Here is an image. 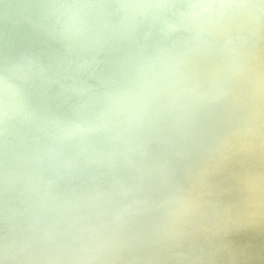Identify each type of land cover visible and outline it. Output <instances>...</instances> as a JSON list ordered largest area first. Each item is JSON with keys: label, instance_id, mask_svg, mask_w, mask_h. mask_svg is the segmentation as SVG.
Wrapping results in <instances>:
<instances>
[{"label": "bare ground", "instance_id": "bare-ground-1", "mask_svg": "<svg viewBox=\"0 0 264 264\" xmlns=\"http://www.w3.org/2000/svg\"><path fill=\"white\" fill-rule=\"evenodd\" d=\"M74 1H54L41 22L29 11L23 17L26 21L16 19L12 11H0V82L8 87L7 92L15 90L24 102L16 105L13 95L8 102L0 99L3 111L10 110L9 115L0 114V161L8 163L21 155L23 137L34 138L42 130L61 134V141H66L63 136L69 140L83 137L89 141L78 149L80 160L103 174L106 179L102 178L105 180L101 184L108 185L105 189L97 187L96 203L88 198L91 194L86 195L83 208L77 209L81 214L83 209L95 207L92 229L95 234L106 233L113 244L107 255L79 251L96 241L88 227L74 238V243L58 248L65 239L57 242L53 236L67 231V226H61L45 237L55 254L52 258L40 254L41 262L65 264L67 261L60 257L67 250L72 254V264H264V0H215L256 4L260 12L255 19L227 13L209 17L210 27L186 18L193 6L204 0H185L184 4L141 0L139 14L132 17L124 8L113 6L114 0ZM69 19L89 23L91 29L84 28L88 37L78 33L79 38L82 35L81 45L99 58L104 52L95 43L115 40L122 48L109 62L113 65L109 74L112 79L103 70L100 80L89 81L90 92L84 99L71 95L74 97L66 101L67 97L54 89L58 84H50L49 78L55 74L56 78L64 76L58 81H67L70 75H63L67 65L59 72L49 64L52 59L48 54L21 46L25 45L23 35L30 34L29 20H35L46 22L43 40L59 48L64 45L70 54H76V46L54 29V25H62L65 37L72 31L66 24ZM124 19L141 28H125L121 23ZM156 29L168 30L161 35L154 32ZM33 31L30 40L43 36L42 28ZM152 40L174 46L141 69L126 63L146 51ZM76 57L79 66L69 71L77 76L92 66L86 65L90 62L83 61L79 53ZM160 60L165 68L154 69L160 68L155 64ZM29 63L34 64L35 77L23 83L16 73ZM44 79L49 83L46 89L34 93L28 90H34L37 80ZM81 99L88 105L79 118L74 101ZM170 121L189 126L177 143L171 142ZM10 126L13 128L9 130ZM154 128L160 129V136L153 135ZM11 130L20 133L11 136ZM139 135L153 142L157 153L165 147L174 148L170 159L173 176L154 169L150 163L153 152L142 141L137 142ZM135 151H144L141 164L147 174L141 176L140 184L126 177L128 173L137 176L132 166ZM184 159L185 164L177 165ZM36 166L31 157L17 169L8 166L6 174L10 182L22 181ZM6 190L9 200L1 202L9 207L8 218L23 224L34 220L33 212L20 203L26 192L22 185L11 184ZM166 194L171 199H164ZM157 202L158 211H152ZM145 207L149 210H142ZM12 208L20 209L22 215L18 212L16 218ZM103 218L118 231H106L101 225ZM28 262L23 257L16 264Z\"/></svg>", "mask_w": 264, "mask_h": 264}, {"label": "water", "instance_id": "water-1", "mask_svg": "<svg viewBox=\"0 0 264 264\" xmlns=\"http://www.w3.org/2000/svg\"><path fill=\"white\" fill-rule=\"evenodd\" d=\"M54 1L56 0H47V2H50V4L47 5L44 4L46 0H0V11H12L16 15V19L25 21L27 20V18L23 19V17L25 16L26 12L29 11L32 16L40 17L41 22L44 19L46 10L49 7H52V3ZM174 1L183 2V4L185 3V0ZM242 1L243 0H237V2ZM73 2L75 3L74 0ZM120 2H125L127 4H119ZM141 2V0H114L112 5L117 6L118 9L120 7L124 8L127 14L132 17L133 14H139V9L143 4ZM204 3H207V1L204 0ZM102 14H105V11H102ZM124 20L125 22L121 21V23L125 28H128L131 31L141 28V26L130 21V19ZM68 21L69 22H66V24L71 27L72 31L71 33H66L65 37L64 29L63 27H61L62 25H54V29L59 30L58 35L62 34L64 40L67 43L76 46V54L79 53L83 61L90 62V64L86 63V65L92 66L89 70H81L80 74H78L77 76L74 74L71 75L72 71H69V69H73L74 67L76 68L77 66H79V57H76V54H70L69 50H67L64 45H60L61 48H59L58 44L54 45L52 44V41H49L48 39L43 40V37H45L44 34L46 33V22H44V24H40L38 22L35 23V20H29L28 27L30 28V34L28 36L27 34L23 35V38H25V45L21 46L22 49H38V51H40L42 54H48L52 59V62H49V64L51 65V67H57V70H59V72L61 70V66H64L65 68L67 65L64 72V69L61 70V72H63V75H70L67 78V81H58L59 78H64V76H58V78H56L57 75L55 74L51 78H49L50 84H58L56 85L57 88L54 87V89L62 97H67L65 98L66 101L67 99H70L74 96H81L84 99V95L89 94L90 92L87 86L88 83H91L89 81L100 80L101 74H104L102 72L103 70L106 72L105 76L109 79H112L113 77L110 76V70L113 68V65L109 62H111L110 60L111 57H113V54L122 48L121 46L116 45L117 42L115 40L113 42L107 40L103 44H100V42L95 43L94 46L96 48H100L104 52V55L99 58L98 54L92 53V51L87 48V46L81 45L83 44V42L81 41L82 35L79 38L78 33H83L85 38H87L89 34L84 30V28H88L87 26L89 25V23L87 22L85 24L81 21H75L72 19H69ZM33 28H42L43 36H39L38 38H36L35 36V40L37 42L32 41L28 38L30 37V35L32 36L33 34H35ZM88 29H91V27H89ZM167 30L168 29L164 31ZM164 31L161 29L154 30L155 33H161V35H163ZM93 41L98 42L96 40ZM118 41H120V39H118ZM91 42L92 41H89V43ZM165 43L167 42H160L157 40L149 41V46L146 51H143L144 49L141 50L143 52L139 53V57H136L126 63H128L129 65H133L134 68L136 67L141 69L142 66L145 65V63H150V61H153L154 58L160 57L161 54H163V50L166 51V54H168L169 51L167 49L170 50L174 45H169L166 47ZM91 44H93V42ZM174 56H177V54ZM58 57L63 59L64 64L58 62ZM30 64L31 63L27 64L29 66H27L23 71L16 73L17 79L19 81L25 83L35 77L32 72L36 73V69L34 68V64ZM155 64L160 68L154 67V69L165 68V65L162 64L161 60ZM49 71L52 70H47V72ZM42 72H44V69H42ZM45 73H43V76L45 75ZM134 78H136V76ZM43 81L44 82H42L41 80H37L38 87L34 88V90L30 89L29 87L28 90L33 93L35 92V90L38 92L43 91L44 89H46L47 84H49L47 82V79H44ZM134 83L135 79H133L132 84ZM25 86L28 87L26 84ZM76 87L81 88L82 90L78 91ZM7 88L8 87L5 85V83L3 84L1 81L0 99L2 101L8 102L10 95H13L16 99V105L19 106L20 103L24 104L23 99L18 97L19 94L15 90L7 92ZM74 102L76 103L75 112L80 118L79 113H81L88 104L82 101V99L80 102L78 100ZM65 108L67 109L68 107ZM9 111L4 112L3 106L0 105V114L7 113L9 115ZM12 117L14 118V115ZM169 123L173 128L171 142L177 143L181 133L182 135L186 133V129L189 128V126L185 127L184 123L173 121H170ZM95 126L98 127L97 125ZM12 128L13 127L11 126L8 127L9 130ZM152 132L153 135L158 134V136H160L159 128H154ZM19 133L20 132L18 131H9V134L15 137L17 136L16 134ZM60 136L61 134L59 133H54L51 131L48 132L44 130L39 132V134H35L34 138L24 136L23 142L25 144V147L21 146V155L13 158L8 163L5 161H0V168L3 169L0 171V264H16V262H18L23 257H25L26 261H29L27 264H43L41 262V255L43 256L42 258H52L55 254V249L49 248V243L45 240L48 239L45 238L48 234H50L51 232H55L57 228L60 229L61 226H67V231L65 234L59 233L56 236H53V239H55L57 242H61V239H65V241L60 243V245L58 246V248L62 249L65 245L67 247L68 244L74 243V238L79 235L85 228L88 227L89 229H92L95 207H92L90 209L85 208L83 209V212L81 214L77 212V209L81 207L83 208L82 200L84 197H86V195L91 194L88 198L90 200L93 199L92 203L97 202V198L95 197L96 195L94 192L95 190H97V187L103 189L108 187V185L105 186L104 184H101V182H103L106 178L103 176V174L88 168L86 164L83 163L82 160H80L79 155L77 154L78 149L86 147V144L89 141L87 138L84 139L83 137H81L77 138V140H69L68 137L66 138L65 136H63L66 141H61ZM3 138H5V136ZM100 139L110 140L111 138ZM141 141L144 143L146 148H149V150L153 152L150 163H152L154 169H158L163 172L162 175L173 176L175 174V169L170 159L172 154L174 153V148L165 147L163 150L157 153L154 143L149 142L148 138L139 135V138H137V142ZM104 144L109 145L107 142H105ZM143 152L144 151H135L133 153L134 163L132 166L137 176L133 177L131 173H128V175L126 174V177L135 184H140V180L142 179L141 176L147 174L146 172H144L145 167L143 166V164H141L143 163ZM31 157H33L34 160L38 163L36 169H32L33 174H30V177L28 179L17 182H10V179L6 174L9 173V171H7V168L10 167L8 166H13L17 169L19 166H23L25 160L28 161ZM183 164H185V159L177 165ZM152 171H149V174ZM102 178L105 179L102 180ZM11 184L13 186L15 184H21L22 188L25 189V199H23V201H21L20 203L29 211L33 212L32 216L35 217L34 220L23 224L22 221L20 222L15 219L10 220L8 218L7 215L9 214V211L7 208L9 207H6L1 201L9 200L6 187ZM149 193L152 194L153 198H159L156 193ZM113 196L116 197V194H113ZM163 197L164 199H171V197L167 194ZM159 205L160 204L158 202L154 204V206L152 207V211L157 212ZM15 207L17 206L15 205ZM12 209H14L16 218H18L19 216L18 212H20L22 215V211L20 209ZM142 210L145 211L149 209L145 207ZM36 217H38L37 221ZM100 220H102L101 225L105 228L106 231H118L116 226L108 223L105 218ZM90 232L93 233L90 237L96 239V241L94 242L92 240L93 243L85 244L79 249V251H95L98 253L99 257L107 255L109 248L113 247L111 238H108L105 235L106 233L95 234L93 229L90 230ZM33 250H37L38 253H34ZM62 253L63 254L60 258L67 261V263L65 264H72V254H69L67 250H64Z\"/></svg>", "mask_w": 264, "mask_h": 264}, {"label": "clouds", "instance_id": "clouds-1", "mask_svg": "<svg viewBox=\"0 0 264 264\" xmlns=\"http://www.w3.org/2000/svg\"><path fill=\"white\" fill-rule=\"evenodd\" d=\"M260 9L256 4H232V3H216L215 0H209L207 3H200L186 14V18L201 22L205 27H210L209 17L222 16L224 14L243 15L255 19Z\"/></svg>", "mask_w": 264, "mask_h": 264}]
</instances>
